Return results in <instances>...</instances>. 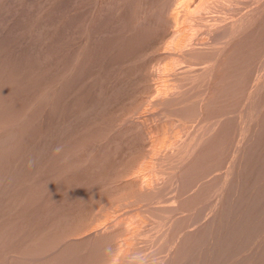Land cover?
Returning <instances> with one entry per match:
<instances>
[{
    "label": "rangeland",
    "instance_id": "374dc122",
    "mask_svg": "<svg viewBox=\"0 0 264 264\" xmlns=\"http://www.w3.org/2000/svg\"><path fill=\"white\" fill-rule=\"evenodd\" d=\"M6 1L0 264H264V0Z\"/></svg>",
    "mask_w": 264,
    "mask_h": 264
},
{
    "label": "bare ground",
    "instance_id": "6f19581e",
    "mask_svg": "<svg viewBox=\"0 0 264 264\" xmlns=\"http://www.w3.org/2000/svg\"><path fill=\"white\" fill-rule=\"evenodd\" d=\"M5 1H6V0H5ZM22 1H24V0H22ZM59 1H60V0H59ZM61 1H62V0H61ZM89 1H90V0H89ZM6 2H8V1H6ZM6 2H5V3H6ZM13 2H14V1H13ZM13 2H12V3H13ZM15 2L17 3L18 1H15ZM15 2H14V3H15ZM20 2H21V0H20ZM25 2H26V1H25ZM96 2H97V1H96ZM98 2H99V1H98ZM142 2H143V1H142ZM220 2H221V1H220ZM14 3H13V4H14ZM61 3H62V2H61ZM83 3H84V1H83ZM86 3H87V2H86ZM187 3H189V1H188ZM200 3H201V2H200ZM0 4H1V3H0ZM98 4H100V2H99ZM195 4H196V3H195ZM222 4H223V3H222ZM230 4H231V3H230ZM2 5H5L4 2H3ZM9 5H10V4H8V6H9ZM11 5H12V4H11ZM19 5H21V4H19ZM50 5H51V4H50ZM50 5H49V6H50ZM81 5H82V4H81ZM88 5H89V4H88ZM91 5H92V4H91ZM187 5H190V4H187ZM219 5H220V4H219ZM12 6H15V5H12ZM62 6H63V5H62ZM82 6H83V5H82ZM205 6H206V5H205ZM222 6H223V5H222ZM4 7H6V5H5ZM15 7H16V6H15ZM50 7H51V6H50ZM99 7H100V6H99ZM219 7H220V6H219ZM8 8H10V6H9ZM8 8H7V9H8ZM24 8H25V7H24ZM57 8H58V7H57ZM88 8H90V7H88ZM91 8H92V7H91ZM201 8H202V7H201ZM204 8L206 9V7H204ZM204 8H203V9H204ZM208 8H209V7H208ZM228 8L231 9V7H228ZM5 9H6V8H5ZM7 9H6V12H7ZM22 9H23V8H22ZM51 9H52V7H51ZM79 9H80V8H79ZM93 9H94V8H92V11H93ZM110 9H111V8H110ZM203 9H202V10H203ZM2 10H3V15H4V8H2V9L0 8V11H2ZM11 10H12V8H11ZM57 10H58V9H57ZM59 10H60V9H59ZM83 10H84V9H83ZM83 10H82V13L85 14V12H83ZM86 10H87V9H86ZM88 10H89V9H88ZM96 10H99V9L96 8ZM219 10H220V9H219ZM23 11H25V10H23ZM23 11H22V12H23ZM60 11H61V10H60ZM90 11H91V10H90ZM90 11H89V12H90ZM80 12H81V11H80ZM80 12H79V13H80ZM110 12H111V11H110ZM204 12H205V11H204ZM7 13H8V12H7ZM51 13H52V12H51ZM90 13H91V12H90ZM167 13H168V12H167ZM169 13H170V11H169ZM208 13H209V12H208ZM14 14H15V13H14ZM55 14H56V13H55ZM110 14L112 15L113 13H110ZM110 14H107V15L109 16ZM1 15H2V14H1ZM1 15H0V16H1ZM5 15H6V14H5ZM52 15H53V14H52ZM103 15H104V14H103ZM107 15H106V16H107ZM164 15H165V14H164ZM197 15H198V14H197ZM216 15H218V14H216ZM229 15H230V14H229ZM27 16H28V15H27ZM54 16H55V15H54ZM54 16H53V17H54ZM88 16H89V15H88ZM94 16H95V14H94ZM104 16H105V15H104ZM106 16H105V18H106ZM167 16H168V15H167ZM203 16H204V15H203ZM209 16H210V15H209ZM3 17H4V16H3ZM3 17H2V18H3ZM18 17H19V15H18ZM18 17H17V18H18ZM77 17H78V16H77ZM80 17H81V15H80ZM83 17H85V15H84ZM83 17H82V19H83ZM92 17H93V15H92ZM101 17H103V16H101ZM78 18H79V17H78ZM88 18H89V17H88ZM165 18H166V17H165ZM169 18H171V16H169ZM169 18H168V20H169ZM222 18H223V17H222ZM10 19H11V18H10ZM19 19H20V17H19ZM51 19H52V18H51ZM79 19H80V18H79ZM82 19H81V20H82ZM94 19H95V18H94ZM113 19H114V18H113ZM206 19H207V16H206ZM208 19H209V18H208ZM12 20H13V19H12ZM52 20H53V19H52ZM87 20H89V19H87ZM100 20H101V19H100ZM6 21H7V20H6ZM83 21H84V20H83ZM108 21H109V20H108ZM206 21H207V20H206ZM4 22H5V21H4ZM16 22H17V20H16ZM16 22H15V23H16ZM84 22H87L86 19H85ZM84 22H81V21H80V22H78V24L81 23V25H82V23L84 24ZM168 22H169V21H168ZM175 22H176V21H174V23H175ZM98 23H99V22H98ZM110 23H111V22H110ZM174 23H173V24H174ZM194 23H195V22H194ZM8 24H9V23H8ZM10 24H11V23H10ZM18 24H20V22H19ZM71 24H74V22L71 23ZM88 24H89V23H88ZM99 24H100V23H99ZM168 24H169V23H168ZM168 24H167V25H168ZM206 24H207V23H206ZM208 24H209V23H208ZM74 25H76V24H74ZM74 25H72V26H74ZM84 25H85V24H84ZM84 25H83V26H84ZM72 26H71V27H72ZM106 26H107V25H106ZM165 26H166V25H165ZM33 27H34V26H33ZM76 27H77V26H76ZM155 27H156V26H155ZM197 27H198V26H197ZM202 27H204V26H202ZM206 27H207V26H206ZM230 27L232 28V26H230ZM19 28H21V27H19ZM74 28H75V27H74ZM77 28H78V27H77ZM85 28H86V27H85ZM106 28H107V27H106ZM166 28H167V27H166ZM173 28H174V27H173ZM173 28H172V29H173ZM207 28H208V27H207ZM207 28H206V29H207ZM68 29H69V28H68ZM198 29H199V28H198ZM225 29H226V27H225ZM70 30H71V29H70ZM86 30H87V29H86ZM164 30H165V29H164ZM168 30H169V29H168ZM207 30H208V29H207ZM207 30H206V33H208ZM219 30H220V29H219ZM231 30H232V29H231ZM12 31H13V30H12ZM15 31H16V30H15ZM82 31H84V30H82ZM162 31H163V30H162ZM223 31H224V30H223ZM234 31H235V30L231 31V32L228 33L227 35H229V34H230V35L234 34V33L236 32V31H235V32H234ZM74 32H75V31H74ZM76 32H78V31H76ZM86 32H87V31H86ZM95 32H96V31H95ZM225 32H226V31H225ZM239 32H240V31H239ZM68 33H69V31H68ZM78 33H79V32H78ZM165 33H167V32H165ZM210 33H211V32H210ZM220 33H221V32H220ZM73 34H74V33H73ZM81 34H82V32H81ZM102 34H103V33H102ZM12 35H13V34H11V37H12ZM172 35H173V34H172ZM172 35H171V37H173ZM235 35H236V34H235ZM39 36H40V35H39ZM65 36H66V35H65ZM74 36H75V35H74ZM79 36H80V35H79ZM177 36H178V35H177ZM177 36H176V37H177ZM232 36H233V35H232ZM239 36H240V35H239ZM8 37H9V36H8ZM66 37H67V36H66ZM66 37H65L64 39H66ZM69 37H71V36H69ZM100 37H101V36H100ZM100 37H99V38H100ZM146 37H147V36H146ZM4 38H5V37H4ZM31 38H32V37H31ZM167 38H168V37H167ZM5 39H6V38H5ZM9 39H10V38H8L7 40H9ZM70 39H71V38H70ZM70 39H69V40H70ZM87 39H88V38H87ZM93 39H94V38H93ZM217 39H218V38H217ZM240 39H241V38H240ZM0 40H1V39H0ZM66 40H67V39H66ZM77 40H78V39H77ZM142 40H143V39H142ZM174 40H175V39H174ZM228 40H229V39H228ZM236 40H237V39H236ZM1 41H2V40H1ZM9 41H10V40H9ZM9 41H8V42H9ZM70 41H73V39L70 40ZM75 41H76V40H75ZM92 41H93V40H92ZM94 41H95V40H94ZM145 41H146V40H145ZM175 41H176V40H175ZM184 41H185V40H184ZM229 41H230V40H229ZM98 42H99V41H98ZM146 42H147V41H146ZM159 42H160V41H159ZM2 43H3V42H2ZM100 43L102 44L101 41H100ZM164 43H165V41H164ZM173 43H174V42H173ZM215 43H217V42H215ZM58 44H59V43H58ZM69 44H70V43H69ZM73 44H74V42H73ZM78 44H79V42H78ZM162 44H163V43H162ZM165 44H166V43H165ZM174 44H175V43H174ZM218 44L221 45V43H219V42H218ZM1 45H2V44H1ZM1 45H0V46H1ZM71 45H72V44H71ZM99 45H100V44H99ZM214 45H215V44H214ZM220 45H219V47H221ZM223 45H224V44H223ZM223 45H222V46H223ZM228 45H229V44H228ZM2 46H3V45H2ZM65 46H66V45H65ZM76 46H77V44H76ZM76 46H75V47H76ZM162 46H163V45H162ZM176 46H177V45H176ZM236 46H237V45H236ZM66 47H68V46H66ZM80 47H81V46H80ZM225 47H226V46H224V49H223V50L226 49ZM228 47H230V46H228ZM0 48H1V47H0ZM3 48H4V47H3ZM62 48L64 49V47H62ZM99 48H100V47H99ZM213 48H214V47H213ZM54 49H55V48H54ZM69 49L72 50L73 47H72V49H71V47H70ZM75 49H76V48H75ZM154 49H155V48H154ZM165 49H166V48H165ZM174 49H175V48H174ZM1 50H2V49H1ZM1 50H0V51H1ZM66 50H68V48H66ZM70 50H69V51H70ZM169 50H170V49H169ZM172 50H173V49H172ZM216 50L218 51V49H216ZM227 50H228V49H227ZM232 50H233V49H232ZM2 51H3V50H2ZM28 51H29V50H28ZM64 51H65V50H64ZM69 51H67V52H69ZM73 51H75V50H73ZM80 51H81V50H80ZM212 51H213V50H212ZM212 51H211V52H212ZM220 51H221V49H220ZM237 51H238V50H237ZM70 52H71V51H70ZM87 52H88V50H87ZM166 52H167V51H166ZM0 53H1V52H0ZM164 53H165V52H164ZM168 53H169V52H168ZM173 53H175V52H173ZM181 53H182V52H181ZM183 53H184V52H183ZM226 53H227V52H226ZM226 53H225V54H226ZM233 53H234V52H233ZM235 53H236V52H235ZM78 54H79V50H78ZM161 54H162V53H161ZM165 54H166V53H165ZM165 54H164V55H165ZM170 54H171V53H170ZM58 55H59V54H58ZM82 55H83V54H82ZM82 55L80 54V56H82ZM167 55H168V54H167ZM183 55H184V54H183ZM231 55H232V54H231ZM171 56H172V55H171ZM171 56H170V57H171ZM177 56H179V55L177 54ZM177 56H176V57H177ZM15 57H16V56H15ZM15 57H14V58H15ZM166 57H167V56H166ZM181 57H182V56H181ZM181 57H180L179 59H182ZM56 58H57V57H56ZM144 58H145V57H144ZM59 59H60V57H59ZM59 59H58V61H60ZM73 59H74V58H73ZM179 59H178V60H179ZM16 60H17V59H16ZM53 60H55L54 57H53ZM18 61H19V60H18ZM61 61H62V59H61ZM73 61H74V60H73ZM73 61H72V62H73ZM118 61H119V60H118ZM180 61H181V60H180ZM180 61H179V63H180ZM19 62H20V61H19ZM77 62H78V61H77ZM77 62H76V63H77ZM183 62H184V61H183ZM55 63H57V61H55ZM74 63H75V61H74ZM17 64H18V63H17ZM49 64H50V63H49ZM57 64H58V63H57ZM59 64H60V63H59ZM144 64H146V63H144ZM177 64H178V63H177ZM177 64H175V65H177ZM6 65H7V64H6ZM74 65H75V64H74ZM74 65H73V66H74ZM178 65H179V64H178ZM178 65H177V66H178ZM53 66H54V65H53ZM53 66H52V67H53ZM119 66H120V65H119ZM144 66H145V65H144ZM152 66H153V65H152ZM52 67H51V68H52ZM54 67H56V65H55ZM70 67H72V66H70ZM83 67H84V66H83ZM175 67H176V66H175ZM58 68H59V67H58ZM60 68H61V67H60ZM63 68H64V67H63ZM63 68H62V69H63ZM72 68L74 69V68H76V66H75V67H72ZM52 69H53V68H52ZM55 69H56V68H55ZM152 69H153V68H152ZM60 70H61V69H60ZM63 70H64V69H63ZM70 70L72 71L71 68H70ZM78 70H79V69H78ZM83 70H84V69H83ZM52 71H53V70H52ZM65 71H66V70H65ZM176 71H177V70H176ZM56 72L58 73V71H56ZM63 72H64V71H63ZM145 72H146V71H145ZM61 73H62V72H61ZM172 73H173V72H172ZM172 73H171V74H172ZM259 74H260V73H259ZM262 74H263V73H262ZM262 74H261V75H262ZM73 75H74V74H73ZM76 75H78V74H76ZM53 76H55V75H53ZM56 76H57V75H56ZM64 76L66 77L65 72H64ZM149 76H150V75H149ZM154 76H155V75H154ZM42 77H43V76H42ZM59 77H60V76H59ZM70 77H71V76H70ZM79 77H80V76H79ZM174 77H175V76H174ZM56 78H58V77H56ZM63 78H64V77H63ZM146 78H148V77H146ZM171 78H172V76H171ZM175 78H176V77H175ZM253 78H254V77H253ZM260 78H262V77H260ZM53 79H54V78H53ZM53 79H52V80H53ZM256 79H257V78H256ZM3 80H4V79H3ZM46 80H47V79H46ZM67 80H69V79L67 78ZM146 80H147V79H146ZM173 80H175V79H173ZM254 81H255V80H254ZM259 81H260V80H259ZM50 82H51V81H50ZM53 82H54V81H53ZM64 82H66V81H64ZM73 82H74V81H73ZM2 83H3V82H2ZM7 83H8V82H7ZM54 83H56V82H54ZM66 83H67V82H66ZM70 83H72V82L70 81ZM170 83H171V82H170ZM170 83H169V84H170ZM177 83H178V82H177ZM179 83H180V82H179ZM5 84H6V83H5ZM49 84H50V83H49ZM156 84H157V83H156ZM173 84H174V82H173ZM175 84H176V83H175ZM8 85H9V83H8ZM42 85H43V84H42ZM42 85H41V86H42ZM45 85H46V84H45ZM45 85H44V86H45ZM2 86H3V85H2ZM4 86H5V85H4ZM9 86H10V85H9ZM52 86H53V85H52ZM252 86H253V85H252ZM84 87H85V86H84ZM149 87H150V85H149ZM164 87H165V86H164ZM260 87H261V86H260ZM7 88H8V87H7ZM10 88H11V87H10ZM40 88H41V87H40ZM40 88H39V89H40ZM147 88H148V87H147ZM155 88H156V87H155ZM175 88H176V86L174 87V89H175ZM263 88H264V87H263ZM3 89H4V88H3ZM43 89H44V88H43ZM166 89H167V88H166ZM11 90H12V89H11ZM13 90H14V89H13ZM148 90H149V89H148ZM45 91H46V89H45ZM263 91H264V90H263ZM10 92H11V91H10ZM184 92H185V91H184ZM40 93H43V92L41 91ZM40 93H39V94L37 93L36 95L40 96ZM149 93H150V91H149ZM13 94H14V93H13ZM44 94H45V93H44ZM41 95H42V94H41ZM150 95H151V94H150ZM156 95H157V94H156ZM38 96H36V97H38ZM43 96H44V95H43ZM148 96H149V95H148ZM5 97H6V95H5ZM123 97H124V96H123ZM149 97H150V96H149ZM38 98H39V97H38ZM185 98H186V97H185ZM124 100H125V99H124ZM157 100H158V99H157ZM41 101L43 102V100H41ZM184 101H185V100H184ZM184 101H183V102H184ZM158 102H159V101H158ZM179 102L181 103L180 100H179ZM199 102H200V101H199ZM7 103H8V102H7ZM168 103H169V102H168ZM180 103H178V104L181 106ZM184 103H185V102H184ZM193 103H194V101H193ZM195 103L197 104V102H195ZM201 103H202V102H201ZM9 104H10V102H9ZM182 104H183V103H182ZM196 104H195V105H196ZM208 104H209V103H208ZM159 105H160V104H159ZM164 106H165V105H164ZM175 106H177V105H175ZM182 106H183V105H182ZM182 106H181V107H182ZM202 106H203V105H202ZM206 106H207V105H206ZM209 106H210V105H208V107H209ZM157 107H158V106H157ZM178 107H179V106H178ZM206 108H207V107H206ZM206 108H205V109H206ZM179 109H180V108H178V110H179ZM181 109H182V108H181ZM201 109H202V108H201ZM201 109H200V110H201ZM205 109H204V110H205ZM120 110H121V109H120ZM178 110H177V111H178ZM194 110H195V109H194ZM207 110H208V109H207ZM185 111H186V110H185ZM9 112H10V111H9ZM9 112H8V113H9ZM163 112H164V111H163ZM178 112H179V111H178ZM194 112H195V111H194ZM197 112H198V111H197ZM197 112H196V113H197ZM202 112H203V111H202ZM213 112H214V111H213ZM8 113H7V114H8ZM174 113L177 114L176 110L174 111ZM174 113H173V114H174ZM190 113H191V112H190ZM204 113H205V111H204ZM208 113H209V112H208ZM215 113H216V112H215ZM7 114H6V115H7ZM9 114H10V113H9ZM9 114H8V115H9ZM173 114H172V115H173ZM197 114H198V113H197ZM197 114H196V115H197ZM200 114H201V113H200ZM200 114H199V115H200ZM13 115H14V114L12 113L11 116H13ZM151 115H152V114H151ZM177 115H178V114H177ZM192 115H195V114H189V116H192ZM201 115H202V114H201ZM212 115H213V114H212ZM214 115H215V114H214ZM187 116H188V115H187ZM187 116H186V117H187ZM14 117H17V116H14ZM20 117H21V116H20ZM168 117H169V116H168ZM171 117H172V116H171ZM171 117H170V118H171ZM210 117H211V115H210ZM212 117H214V116H212ZM17 118H19V116H18ZM23 118H25V117H23ZM23 118H22V120L25 121L26 118H25V119H23ZM119 118H120V117H119ZM172 118H173V117H172ZM188 118H189V117H188ZM197 118H198V116H197ZM205 118H206V117H205ZM214 118H215V117H214ZM239 118H240V117H239ZM27 119H28V118H27ZM27 119H26V120H27ZM168 119H169V118H168ZM189 119H190V118H189ZM198 119H200V118H198ZM206 119H207V118H206ZM215 119H216V118H215ZM170 120H171V119H170ZM172 120H173V119H172ZM174 120H175V119H174ZM174 120H173V121H174ZM183 120H184V119H183ZM200 120L202 121V119H200ZM207 120H208V119H207ZM209 120H210V119H209ZM213 120H214V119H213ZM5 122H6V121H5ZM7 122H8V121H7ZM27 122H30V120H27ZM33 122H34V121H32V122H30V123H33ZM101 122H102V121H101ZM126 122H127V121H126ZM133 122H134V121H133ZM176 122H177V121H176ZM217 122H218V121H217ZM9 123H10V120H9ZM172 123H173V122H172ZM185 123H186V122H185ZM128 124H129V123H128ZM166 124H167V123H166ZM196 124H197V123H196ZM205 124H206V123H205ZM209 124H210V123H209ZM213 124H214V123H213ZM182 125H185V124H181V126H182ZM198 125H199V123H198ZM167 126H168V125H167ZM205 126H206V125H205ZM208 126H211V124L208 125ZM182 127L184 128V126H182ZM203 127H204V126H203ZM1 128H2V127H1ZM120 128H121V126H120ZM163 128H164V127H163ZM177 128H178V127H177ZM170 129H171V128H170ZM198 129H200V128H198ZM198 129H197V130H198ZM111 130H112V129H111ZM114 130H115V129H114ZM177 130H178V129H177ZM179 130H180V129H179ZM193 130H195V129H193ZM109 131H110V130H109ZM121 131H122V130H121ZM163 131H164V130H163ZM183 131H184V130H183ZM206 131H208V129H207ZM247 131H248V130H247ZM12 132H13V131H12ZM197 132H198V131H197ZM204 132H205V131H204ZM248 132H249V131H248ZM21 133H22V132H21ZM46 133L49 134L48 131H47ZM241 133H242V132H241ZM246 133H247V132H246ZM19 134H20V133H19ZM118 134H119V133H118ZM195 134H196V133H195ZM204 134H205V133H204ZM5 135H6V134H5ZM181 135H182V134H181ZM200 135H201V134H200ZM179 136H180V135H179ZM195 136H196V135H195ZM198 136H199V135H198ZM198 136H196V137H198ZM211 136H212V135H211ZM204 137H205V136H204ZM51 138H52V137H51ZM179 138H180V137H179ZM198 138H199V137H198ZM205 138H206V137H205ZM205 138H204V139H205ZM248 138H249V137H248ZM120 139H122V138H120ZM186 139H187V138H186ZM202 139H203V138H202ZM204 139H203V140H204ZM19 140H21V139H19ZM159 140H160V139H159ZM180 140H181V139H180ZM183 140H184V139H183ZM116 141H117V140H116ZM118 141H119V140H118ZM197 141H198V140H197ZM197 141H196V142H197ZM249 141H250V140H249ZM31 142H32V141H31ZM44 142H45V141H44ZM120 142H121V141H120ZM193 142H194V141H193ZM203 142H204V141H203ZM205 142H206V141H205ZM239 142H240V141H239ZM45 143H46V142H45ZM136 143H137V142H136ZM188 143H189V142H188ZM190 143H191V142H190ZM258 143H259V142H258ZM62 144H63V143H61V145H62ZM145 144L147 145V143H145ZM172 144H173V143H172ZM191 144H192V143H191ZM191 144H189V146H190ZM193 144H194V143H193ZM197 144H199V143H197ZM203 144H204V143H203ZM1 145H2V144H1ZM14 145H15V144H14ZM134 145H135V144H134ZM181 145H182V143H181ZM46 146H47V145H46ZM118 146H119V145H118ZM197 146H198V145H197ZM247 146H248V145H247ZM5 147H6V146H5ZM132 148H133V147H132ZM178 148H179V147H177V149H178ZM190 148H191V147H190ZM198 148H199V147H198ZM235 148H236V147H235ZM247 148H248V147H247ZM180 149H181V148H180ZM186 150H188V149H186ZM195 150H196V149H195ZM131 151H132V150H131ZM176 151H177V150H176ZM197 151H198V149H197ZM203 151H204V150H203ZM195 152H196V151H195ZM178 153H179V152H178ZM138 154H139V153H138ZM181 154H182V153H180V155H181ZM193 154H194V153H193ZM170 155H171V154H170ZM173 155H174V153H173ZM178 155H179V154H178ZM184 155H185V154H184ZM200 155H201V154H200ZM137 156H138V155H137ZM188 156H189V155H188ZM195 156H196V155H195ZM197 157H198V156H197ZM199 157H201V156H199ZM206 157H208V156H206ZM141 158H142V157H141ZM124 159H125V158H124ZM138 159L140 160V158H138ZM177 159H178V158H177ZM181 159H182V158H181ZM192 159H193V157H192ZM199 159H200V158H199ZM206 159H207V158H206ZM134 160H135V159H134ZM186 160H187V159H186ZM204 160H205V159H204ZM136 161H137V160H136ZM178 161H179V160H178ZM190 161H191V160H190ZM210 161H211V160H210ZM201 162L203 163V161H201ZM207 162H208V161H207ZM177 163H178V162H177ZM204 163H205V161H204ZM198 164H200V163H198ZM212 164H213V163H212ZM138 165H139V164H138ZM191 165H192V164H191ZM196 165H197V164H196ZM196 165H194V166H196ZM203 165H204V164H203ZM205 165H206V164H205ZM200 166H201V165H200ZM200 166H199V167H200ZM182 167H183V166H182ZM186 167L188 168V166H186ZM191 167H192V168H191ZM196 167H197V166H196ZM199 167H198V168H199ZM203 167H204V166H203ZM232 167H233V166H232ZM170 168H171V167H170ZM172 168H173V167H172ZM179 168H180V167H179ZM184 168H185V167H184ZM201 168H202V167H201ZM201 168H200V169H201ZM214 168H215V167H214ZM189 169H190V170L193 169V166H189ZM189 169H188V170H189ZM196 169H197V168H196ZM200 169H198V170H200ZM212 169H213V168H212ZM215 169H216V168H215ZM183 170H184V169H183ZM183 170L181 171V173L183 172ZM188 170L186 169V171H188ZM190 170H189V171H190ZM193 170H195V169H193ZM186 171L184 170L185 173H187ZM191 171H192V170H191ZM195 171H196V170H195ZM184 172H183V173H184ZM81 173H82V172H81ZM181 173L178 174V176L181 175ZM187 175H189V174H187ZM178 176H177V177H178ZM197 176H198V175H197ZM199 176H200V175H199ZM206 176H207V175H206ZM16 177H17V176H16ZM175 177H176V176H175ZM177 177H176V178H177ZM185 177H186V175H185ZM183 178H184V177H183ZM197 178H198V177H196V179H197ZM185 179H186V178H185ZM201 179H202V176H201L200 180H201ZM243 179H244V178H243ZM134 180H135V178H134ZM197 180H199V179H197ZM35 181H36V180H35ZM166 181H167V180H166ZM186 182H187V181H186ZM245 182H246V181H245ZM240 183H241V182H240ZM122 184H123V183H122ZM122 184H121V186H122ZM161 184H162V183H161ZM167 184H168V183H167ZM192 184H193V182H192ZM203 184H204V183H203ZM204 185H205V184H204ZM236 185H237V184H236ZM200 186H201V185H200ZM200 186H199V187H200ZM215 186H216V185H215ZM170 187H171V186H170ZM193 187H194V186H193ZM191 188H192V187H191ZM47 189H48V188H47ZM47 189H45V190H47ZM167 190H168V188H167ZM195 190H196V188H195ZM120 191H121V190H120ZM25 192H26V191H25ZM211 192H212V191H211ZM228 192H229V191H228ZM123 194H124V192H123ZM209 196H210V195H209ZM236 196H237V195H236ZM129 198H130V197H129ZM164 199H165V198H164ZM182 199H183V198H182ZM221 200H222V199H221ZM219 201H220V200H219ZM236 201H238V200L236 199ZM221 202H222V201H221ZM139 203H140V202H139ZM221 204H222V203H221ZM162 205H163V204H162ZM223 205H224V204H223ZM234 205H235V204H234ZM45 206H46V205H45ZM214 206H215V205H214ZM217 206H218V205H217ZM163 207H164V206H163ZM224 207H225V206H224ZM238 207H239V206H238ZM217 208H218V207H217ZM219 208H220V207H219ZM46 209H47V208H46ZM144 210H145L146 212H148V211H147L148 209H145V208H144ZM219 211H220V209H219ZM243 211H244V210H243ZM225 212H226V211H225ZM149 213H150V211H149ZM152 214H153V212H152ZM152 214H150V215H152ZM223 214H224V213H223ZM229 214H230V213H229ZM229 214H228V215H229ZM228 215H227V216H228ZM154 216H155V214H154ZM244 216H245V215H244ZM248 216H249V215H248ZM156 217H157V215H156ZM239 218H240V217H239ZM155 219H157V218H155ZM52 220H53V219H52ZM158 220H159V219H158ZM225 221H226V220H225ZM231 221H233V220H231ZM115 223H116V222H115ZM161 223H162V221H161ZM165 224H166V223H165ZM165 224H164V225H165ZM162 225H163V224H162ZM118 227H119V226H118ZM171 229H172V228H171ZM254 230H255V229H254ZM109 231H110V230H109ZM118 231H119V230H118ZM132 231H133V230H132ZM65 232H66V231H65ZM66 233H67V232H66ZM66 233H65V235H66ZM176 233H177V232H176ZM255 233H256V232H255ZM67 234H68V233H67ZM173 234H174V232H173ZM238 234H239V233H238ZM69 235H72V234L69 233ZM69 235H68L67 239L69 238ZM77 235H78V234H77ZM174 235H175V234H174ZM255 235H256V234H255ZM176 236H177V235H176ZM239 236H240V235H239ZM239 236H238V237H239ZM73 237H74V236H73ZM82 237H83V236H82ZM113 237H114V236H113ZM178 237H179V236H178ZM181 237H183V236H181ZM181 237H180V239H182ZM63 238H64V237H63ZM74 238H75V237H74ZM80 238H81V236H80ZM241 238H242V237H241ZM49 239H50V238H49ZM65 239H66V238H65ZM72 239H73V238H72ZM76 239H77V238H76ZM128 239H129V238H128ZM236 239H237V238H236ZM68 240H69V239H68ZM44 241H45V240H44ZM79 241H80V240H79ZM62 242H63V241H62ZM64 242H65V241H64ZM79 243H80V242H79ZM79 243H78V244H79ZM116 243H117V242H116ZM240 243H241V242H240ZM240 243H239V244H240ZM45 244H46V243H45ZM191 244H192V243H191ZM42 245H43V244H42ZM69 245H70V244H69ZM240 245H242V244H240ZM63 246H64V245H63ZM127 246H128V244H127ZM42 247H43V246H42ZM243 247H244V246H243ZM65 248H66V247H65ZM197 249H198V248H197ZM195 251H196V249H195ZM197 252H198V251H197ZM115 257H116V256H115ZM54 259H55V258H54ZM61 261H62V260H61ZM107 264H108V263H107ZM109 264H110V263H109Z\"/></svg>",
    "mask_w": 264,
    "mask_h": 264
}]
</instances>
